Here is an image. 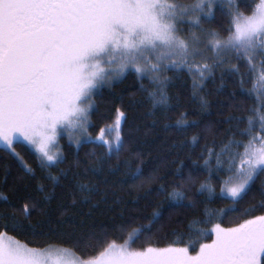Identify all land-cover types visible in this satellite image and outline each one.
<instances>
[{
  "label": "snow or ice",
  "instance_id": "obj_1",
  "mask_svg": "<svg viewBox=\"0 0 264 264\" xmlns=\"http://www.w3.org/2000/svg\"><path fill=\"white\" fill-rule=\"evenodd\" d=\"M214 3L215 0H197L191 5L174 0H0V147L10 151L28 174L34 170L13 147L18 139L31 146L42 167L58 166L63 163V156L52 151L58 131H79L87 136L94 93L129 72H135L141 80L147 76L154 85L148 91L141 84L153 107L167 106L168 78L162 73L169 67L185 64L186 57L200 43L196 32L188 39L179 35L178 25L187 18L194 28L201 29L202 19L213 18ZM228 7L229 35L220 39L216 32L208 33L210 45L221 53H235L255 70L254 61L264 58V0L254 3L247 15L240 9V0H228ZM261 65L259 77L264 82V59ZM197 70L203 79L210 66L204 64L201 69L197 65ZM206 105L207 101L202 99V106ZM123 116V112L118 114L117 127ZM248 122L255 126L253 118L249 117ZM259 125L264 131V116L259 117ZM176 126L183 130L188 122L178 120ZM97 139L107 146L109 153L119 154L123 147L119 133L114 144L104 139L103 130ZM256 139L262 141L259 147L253 143ZM228 148L225 145L222 154ZM208 163L205 160V165ZM229 172L232 175L221 192L233 201L243 199L255 181L264 176V137H252L244 145L240 165L233 163ZM132 176L138 179L143 172L137 168ZM196 181L197 175L189 172L172 191L161 184L159 193L176 207L195 208L196 201L188 205L184 201L188 200V188ZM78 187L81 192L91 191L87 184L80 183ZM197 193L212 197L214 189L201 183ZM260 206L264 207V199ZM34 207V203L25 202L20 211L30 216ZM230 210L234 209L221 211ZM161 218L160 209H154L147 224L128 232L124 244L96 243L101 238L93 233L77 241L76 247L84 252L100 249L96 255L57 264H264V215L230 228L220 224L211 229L200 227L212 222L210 213L204 219H193L189 228L198 233V239L207 238L210 232L215 234L211 243L199 244L195 254L189 247L172 245L133 248L135 239L144 231H151ZM10 226L14 231L24 228L15 212L10 224L0 222L4 229L0 231V264H49L46 250L10 237ZM57 251L65 255L71 252L66 248Z\"/></svg>",
  "mask_w": 264,
  "mask_h": 264
},
{
  "label": "trees",
  "instance_id": "obj_2",
  "mask_svg": "<svg viewBox=\"0 0 264 264\" xmlns=\"http://www.w3.org/2000/svg\"><path fill=\"white\" fill-rule=\"evenodd\" d=\"M258 2L240 0V9L250 14ZM230 20L229 7L219 5L204 26L227 37ZM262 59L254 61L256 67L252 70L242 57H225L224 64L217 65L211 73L205 72L203 79L197 62L168 68L162 73L168 78L167 106L153 107L141 84L148 91L154 85L147 76L141 80L135 72L127 73L111 86H103L93 97L88 133L97 138L101 130L114 127L118 114L123 112V147L119 154L109 153L100 141H85L76 146L62 137L63 163L44 168L33 150L17 142L15 150L34 170L28 174L10 151L0 148V222L10 224L15 212L16 219L24 225L22 231H14L10 226L8 235L29 247H63L88 259L100 249L81 251L76 247L77 241L95 233L101 238L96 243H124L128 232L147 224L158 208L162 218L151 231H144L135 239L132 247L187 246L194 253L199 244L210 241L213 235L198 239V233L189 228L193 219H204L210 213L212 222L200 227L211 229L214 224L232 227L264 215V207L260 206L264 199V176L255 181L243 199L233 201L220 192L232 175L229 168L233 163L237 166L244 145L259 130V100L254 83ZM202 99L207 101L206 106H202ZM260 109L264 115V106ZM249 117L255 121L254 127L249 124ZM178 120H186L188 126L183 130L177 128ZM225 145L229 148L222 154ZM205 160L209 161L207 165ZM137 168L143 176L133 179ZM189 172L197 175V181L188 188L184 204L194 200L196 207H176L159 193V187L164 184L172 191ZM80 183L89 185L91 191L81 192ZM201 183L212 186V197L197 193ZM25 202L35 204L30 216L20 211ZM226 208L234 210L221 211Z\"/></svg>",
  "mask_w": 264,
  "mask_h": 264
},
{
  "label": "rangeland",
  "instance_id": "obj_3",
  "mask_svg": "<svg viewBox=\"0 0 264 264\" xmlns=\"http://www.w3.org/2000/svg\"><path fill=\"white\" fill-rule=\"evenodd\" d=\"M174 2L179 3V4H183V5H191V4L196 3L197 0H194V2H192V3H181V2H178L176 0H174ZM219 5H224V6L228 7V0H215V3L213 5V11ZM204 21L205 20L202 19V28L201 29H197V28H194L192 26L191 21L186 18L183 23H180L178 25V27L180 29L178 34L181 35L185 39L190 38V36H191V34L193 32H196V34L200 36V43L196 46V49L193 52H190V54L186 57V62H197L199 64V66H201V69H202V66L204 64H208L210 66V71H206V72H210L211 73V70L215 69L217 65L224 64L223 59L225 57L234 58V57H236V54L233 53V52H230V51L221 53V52H218L213 47H211V45H210L211 36L208 35V33H210V31H208L205 28ZM227 37H221L220 35H218V38H220V39H226ZM174 59H176V58L174 57ZM153 62H155V60H153ZM169 68H171V67H169ZM260 71H261V69L258 68L257 73H256V75H257L256 76V80H255V83H254V89H255V92L257 93L258 100H259V104H258V106H259L258 110L259 111H258V114H257L258 119H259L260 116H264L262 114L261 109H260V108H262L264 106V103L261 102V100L262 101L264 100V82H262L260 80V77H259V72ZM115 81H117V80H114L113 82H115ZM103 86H108V85L105 84ZM102 87L97 89L96 92L94 93V95L97 92H99V90ZM90 114H91V112L89 113V118H88V122H87V125H86L87 133H88V127L90 126ZM122 121H123V118L120 119L118 127H117V124H116L114 127H111L109 129L103 130L104 139L105 140H107V141H109V142H111L113 144L115 143V138L117 136V133H119V135H120V129H121ZM109 133H110V135H109ZM62 137H65L68 140V142H70V143H72V144H74L76 146L80 145L81 143H83L85 141H90V140L100 141L99 139H97L98 137L97 138H93L89 133L87 134V136H85L79 131L59 130L58 131V136H57V142L53 146L52 151L53 152H57L58 151L61 155H62V144H61ZM254 137H264V131H261L260 126H259L258 132L255 134ZM77 141H79V143H77ZM17 142L23 143V144L27 145L31 150H33L31 148V146H29L27 144L26 141H23L22 139H18L15 143H17ZM15 143H14V145H15ZM253 143L257 147H259L260 144L262 143V141L259 140V139H256V140L253 141ZM14 145H13V147H14ZM0 148H3V147H0ZM243 153H244V151H243ZM243 153L239 156V158L236 161L237 162V167L240 165L241 159L243 158ZM225 186L226 185L224 183L222 188H224ZM222 195H224V194L222 193ZM235 226H232V227H235ZM222 227H224V226H222ZM224 228H230V227H224ZM209 234H212L213 238L210 241H206V242H203V243H211V241L213 239H215V234L214 233L210 232ZM121 244H124V243H121ZM175 247H187V246H175ZM58 248H63V247H58V246H51L50 247L49 246V247L44 249V250H46L49 253V255H48L49 264H57L58 261H67V260L81 259L77 255H75V254L73 255L72 251L69 254L65 255V254L57 251ZM193 254H195V252Z\"/></svg>",
  "mask_w": 264,
  "mask_h": 264
}]
</instances>
